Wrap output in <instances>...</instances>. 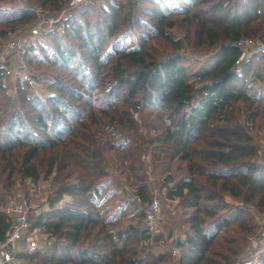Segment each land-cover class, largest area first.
Masks as SVG:
<instances>
[{"label": "trees", "instance_id": "16d2710c", "mask_svg": "<svg viewBox=\"0 0 264 264\" xmlns=\"http://www.w3.org/2000/svg\"><path fill=\"white\" fill-rule=\"evenodd\" d=\"M28 1L21 9L0 0V52L37 23L35 5L58 14L70 2ZM139 30L140 44L119 46L122 32ZM245 38L264 41V0H102L70 10L32 39L31 80L46 86L51 102L56 96L82 115L69 127L59 123L46 144L33 133L43 126L49 136L43 117L33 123L27 113L30 81L0 96V241L12 227L6 203L16 176L50 184L45 211L31 222L43 229L45 248L17 255L16 264H241L252 257L256 250L243 255L259 238L253 211L264 213V57L238 64ZM219 47L236 53L217 80L180 78L186 49ZM4 72L0 89L8 90ZM150 170L173 174L160 187L178 201L170 211L173 250L178 239L184 245L176 258L172 249L155 253L156 236L139 226L152 198Z\"/></svg>", "mask_w": 264, "mask_h": 264}, {"label": "rangeland", "instance_id": "374dc122", "mask_svg": "<svg viewBox=\"0 0 264 264\" xmlns=\"http://www.w3.org/2000/svg\"><path fill=\"white\" fill-rule=\"evenodd\" d=\"M114 1V0H113ZM11 4H15L18 6L17 1L9 0ZM26 31H19L14 35H20ZM144 32L142 30H139L135 33L131 32H122L121 38L119 39V46L122 48H133L136 45L141 43V35ZM146 35V33H145ZM10 36V37H11ZM28 38V43L32 40V38L29 37V35H26ZM9 39V38H8ZM7 39V40H8ZM6 40V42H7ZM5 42V43H6ZM156 48L158 50H162L165 48L164 44L162 42L154 43ZM224 47V46H223ZM4 49V48H3ZM209 53H197L196 51H193L192 49H186L184 52L183 63L180 65V78H185L189 76H199L200 77V83H205L209 81L217 80L220 77V70L224 66L226 62H228L232 56L236 53L235 50H228L226 48H216V49H209L207 50ZM211 52V53H210ZM10 64H8L4 69L6 72H4V75L6 77L4 78L2 83H7V87L10 89L3 90L5 88L0 89V96L1 98L5 97L8 93L12 92V94L15 92V83L19 80L22 81L24 79H28L30 81V87H29V104H28V110L27 112L30 116V120L33 123H36L38 115H41L43 117L44 123L46 122L48 130L46 128V132H48L49 136H44L43 126H33V133L34 138L38 140L45 141L46 144L50 143V140L55 135L56 127L59 123L62 125H65L66 127H69L71 124H74L77 122V120L80 119L82 113L80 112H73L71 110L72 108L66 107L62 101H60L56 96H53L57 99L54 103L51 102L50 96L51 93H48L46 91V86L40 82H37L35 80H31L30 74L34 71V66H28L26 65V59L24 60V64L28 66L26 67V70L23 67V61H21L18 57L14 56L13 59H10ZM261 122V120H260ZM39 128V129H37ZM260 142L261 151H260V160L264 161V135L259 138L258 140ZM113 158V159H112ZM110 160L114 165H116L117 170L119 173H124V168L120 165L118 161L115 160L113 156L110 157ZM114 160V161H113ZM174 166H170V170H172ZM2 167L0 166V173H1ZM149 174L153 177V180L149 184L151 192H152V199L158 198L162 202L163 209L165 210V213L167 215V223L166 226L169 230L172 226V219L170 220V211L174 209V206L178 203V201H171L166 197V191L163 189L161 190V182L164 178L167 176L173 175L172 172H167L165 174L162 173H153L152 170H150ZM48 183H42L41 187H36L33 184L29 183L28 180H23L19 176H16L15 182L13 187L7 191V203L6 207L9 202L15 200V199H23L29 201V206H32L35 208V212L31 215V222L33 225L36 223V215L40 214L45 211V207L43 206L45 203L46 197L49 195V186ZM150 200V201H151ZM146 208V207H145ZM264 213H260L256 210L253 211V216L255 217V221L259 224L260 217ZM144 219V218H143ZM142 222L139 224L141 228ZM144 229V228H143ZM165 229L164 232H157L155 235H152L153 237L156 236V241L153 245V250L155 253H161L163 251L171 250L172 249V255L173 257H179V254L174 255L173 250V239L175 238V235L172 236V234ZM38 231V238L42 242V244L45 247V240L46 235H44L43 229L35 230ZM161 236V237H160ZM170 238L169 240L167 239ZM162 238V241H161ZM254 250V247L249 246L247 250L245 251L243 257L250 254Z\"/></svg>", "mask_w": 264, "mask_h": 264}, {"label": "built area", "instance_id": "2783aa9c", "mask_svg": "<svg viewBox=\"0 0 264 264\" xmlns=\"http://www.w3.org/2000/svg\"><path fill=\"white\" fill-rule=\"evenodd\" d=\"M19 3L21 9H29L30 3L28 0H13ZM102 0H70L65 10L58 14H50L41 6L35 5V12L38 21L28 31L9 37L4 45V49L0 52V69L8 65V58L12 56L18 57L23 61V67L26 70L24 59L27 55L28 38H37L42 31L50 28L53 25L65 22L67 14L70 10L86 5L92 2H100ZM237 53L240 55L238 64H241L253 57L261 55L264 57V41L245 38L237 44ZM153 177L148 175L149 184ZM31 207L28 202L23 199H15L8 203L6 212L12 220V227L6 234L5 239L0 241V264H16L17 255L22 253L34 254L42 251L45 247L38 238V231L32 230L31 219L29 212ZM167 223V215L163 209L162 202L158 198L150 201L145 209V215L142 226L147 235H155L157 232H164V226ZM259 238L254 243L255 254L244 260L241 264H262L264 259V214L259 220ZM174 255L178 251L174 249Z\"/></svg>", "mask_w": 264, "mask_h": 264}, {"label": "water", "instance_id": "95a60500", "mask_svg": "<svg viewBox=\"0 0 264 264\" xmlns=\"http://www.w3.org/2000/svg\"><path fill=\"white\" fill-rule=\"evenodd\" d=\"M183 242L181 241V240H177V242H176V244H175V249L177 250V249H179V250H181L182 248H183ZM18 264H29V263H26V262H19Z\"/></svg>", "mask_w": 264, "mask_h": 264}, {"label": "crops", "instance_id": "0c3cea01", "mask_svg": "<svg viewBox=\"0 0 264 264\" xmlns=\"http://www.w3.org/2000/svg\"><path fill=\"white\" fill-rule=\"evenodd\" d=\"M13 57H14V56L8 58V64H10V61H9V60H10V59H13ZM165 226H166V225H165ZM165 229L168 230L167 227H164V234H165ZM168 231L172 234V236H174V231H173L172 229H169ZM167 239L169 240L170 238L167 237ZM171 239H174V238H171Z\"/></svg>", "mask_w": 264, "mask_h": 264}]
</instances>
